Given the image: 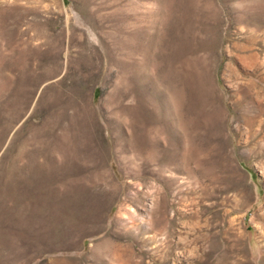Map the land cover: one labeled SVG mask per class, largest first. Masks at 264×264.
Returning a JSON list of instances; mask_svg holds the SVG:
<instances>
[{
	"label": "rangeland",
	"instance_id": "rangeland-1",
	"mask_svg": "<svg viewBox=\"0 0 264 264\" xmlns=\"http://www.w3.org/2000/svg\"><path fill=\"white\" fill-rule=\"evenodd\" d=\"M2 149L0 264H264V0H0Z\"/></svg>",
	"mask_w": 264,
	"mask_h": 264
},
{
	"label": "crops",
	"instance_id": "crops-1",
	"mask_svg": "<svg viewBox=\"0 0 264 264\" xmlns=\"http://www.w3.org/2000/svg\"><path fill=\"white\" fill-rule=\"evenodd\" d=\"M51 166L50 152L0 150V210L5 211L6 221V225L0 228L17 229L15 223H26L25 220L29 221L30 217L33 219L36 200L46 198L48 189L42 180L46 179V175L50 177ZM39 190L42 193L40 196L37 193ZM47 193L49 198V191Z\"/></svg>",
	"mask_w": 264,
	"mask_h": 264
}]
</instances>
